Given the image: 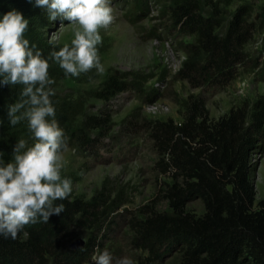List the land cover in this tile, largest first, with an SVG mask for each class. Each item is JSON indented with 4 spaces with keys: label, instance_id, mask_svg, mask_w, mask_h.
<instances>
[{
    "label": "trees",
    "instance_id": "16d2710c",
    "mask_svg": "<svg viewBox=\"0 0 264 264\" xmlns=\"http://www.w3.org/2000/svg\"><path fill=\"white\" fill-rule=\"evenodd\" d=\"M0 0V20L5 7ZM11 2L13 0H7ZM200 0H174L172 17L184 34L195 38V46L184 62L181 77L193 87L228 86L245 62V48L253 39L254 27L249 10L240 8L220 33L222 17L215 11L202 14ZM50 64L49 75L56 70L48 47L31 42ZM21 85L0 86V136L7 145L0 147L3 159L10 162L13 147L21 138L33 140L27 121L15 127L8 120V106L20 95ZM128 90V83L112 76L104 84L98 98L109 101ZM56 119L69 137V146L93 148L97 140L91 131L109 130L112 118L85 115L84 102L52 97ZM84 122L78 124L79 118ZM147 131L157 150L158 169L170 174L171 181L161 192L168 203V212H151L131 221L137 248L154 260L161 248L178 247L182 251L178 264H264V199L257 201L251 179L250 154L264 137V99L250 114L248 107L232 108L218 120H212L205 101L190 97L184 105L183 121H154ZM199 199L204 213L186 210V204ZM65 211L53 215L48 223L28 225L17 239L0 237V264H86L92 259L96 237L86 240L84 247L71 250L69 245L84 233L102 230L101 222L115 202L108 203L100 192L91 200L70 196ZM111 208V209H110Z\"/></svg>",
    "mask_w": 264,
    "mask_h": 264
},
{
    "label": "rangeland",
    "instance_id": "374dc122",
    "mask_svg": "<svg viewBox=\"0 0 264 264\" xmlns=\"http://www.w3.org/2000/svg\"><path fill=\"white\" fill-rule=\"evenodd\" d=\"M200 1L204 16L215 11L221 15L220 33L226 32L240 8L249 10L253 39L245 48V62L237 67L235 79L228 86L195 88L181 77L195 38L175 25L174 0H110L116 20L107 30H101L103 43L97 46L103 73L93 69L78 78L66 76L59 64L51 61L56 70V83L52 86L56 95L83 101L85 115L106 114L112 118L108 132H90L92 139L97 140L93 148H81L76 143L69 146L62 171V176L73 182L72 197L89 201L104 192L109 204L115 202L111 207L114 209L101 222L102 230L79 232L84 233L86 240L96 237L92 257L107 248L112 264L124 257L134 264L147 262L148 253L135 245L131 221L141 214L169 211L161 189L171 176L163 175L157 167L159 156L147 131L149 123H181L184 105L192 96L205 101L212 120L242 106L252 114L256 103L264 99V0ZM1 4L5 13L16 10L23 14L29 21L26 32L31 42L46 45L49 53L66 44L71 46L74 27L68 21H50L47 10L36 7L35 0H3ZM112 76L128 83V90L103 101L98 98L99 92ZM83 122L84 117H80L78 124ZM6 145V139L0 136V147ZM250 166L259 201L264 199V137L250 154ZM186 210L202 215L204 206L194 199L186 204ZM181 255L178 247L161 248L148 263L178 264ZM86 264H94L93 259Z\"/></svg>",
    "mask_w": 264,
    "mask_h": 264
},
{
    "label": "clouds",
    "instance_id": "9594fccd",
    "mask_svg": "<svg viewBox=\"0 0 264 264\" xmlns=\"http://www.w3.org/2000/svg\"><path fill=\"white\" fill-rule=\"evenodd\" d=\"M35 6L46 9L50 21H68L74 27L71 46L50 53L66 76L78 78L93 69L104 72L97 46L103 43L101 30L116 20L110 0H35ZM28 27L29 21L16 10L0 20V86H22L18 100L8 106V120L13 127L27 121L33 140L30 146L28 139H19L10 162L0 153V237L13 240L26 226L62 214L65 205L57 202L73 192L72 180L62 176L69 137L56 119V81L49 75L48 59L24 38ZM92 259L94 264L113 262L107 248ZM116 264L134 262L124 257Z\"/></svg>",
    "mask_w": 264,
    "mask_h": 264
},
{
    "label": "water",
    "instance_id": "95a60500",
    "mask_svg": "<svg viewBox=\"0 0 264 264\" xmlns=\"http://www.w3.org/2000/svg\"><path fill=\"white\" fill-rule=\"evenodd\" d=\"M86 244V239L84 236H80L78 237L76 240H74L70 245L69 248L71 250H77L80 249L82 247H84Z\"/></svg>",
    "mask_w": 264,
    "mask_h": 264
}]
</instances>
